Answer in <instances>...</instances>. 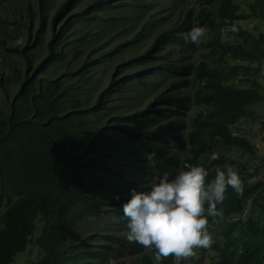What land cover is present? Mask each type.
<instances>
[{
  "label": "trees",
  "instance_id": "1",
  "mask_svg": "<svg viewBox=\"0 0 264 264\" xmlns=\"http://www.w3.org/2000/svg\"><path fill=\"white\" fill-rule=\"evenodd\" d=\"M69 2L70 0L62 1L54 10L50 38L46 44L47 52L36 63L35 70L40 69L48 59L62 55L61 52H52L50 46L56 35L52 24ZM201 2L192 19L199 26L216 31L205 41L208 45L206 53L210 55L212 62L202 58L195 63L162 60L154 64L152 68L159 71L181 74L192 72L197 86L190 95L164 90L158 92L146 104V114L143 115L145 121L153 122L155 118L149 114V110L156 100L168 103L193 100L199 104V108L193 112L184 138L171 131V120L137 131L116 125L117 129L133 138L148 154L155 153L158 180L165 173L168 174L170 164H179L181 171H186L191 166H203L209 172V182L215 177L217 167L224 169L226 165L232 166L240 175L242 165L236 166L232 158L221 153L218 160H212L213 151L232 146L246 152L253 150V145L244 135L230 131V124L241 116L251 115L249 105L262 100V92L254 78H250L249 86H238L227 80L238 71L264 72V35L258 34L256 38L242 42L222 38L217 27L241 18L244 14L239 12L238 5L233 0ZM192 11V8H188L180 22L157 33L147 50L166 39L185 43V33L181 29L186 27ZM27 13H32L29 6ZM260 15L264 17V14ZM142 30L140 28L133 37H137ZM13 40L14 44L9 48L23 53L25 69L21 71L12 67L7 81L17 82L18 86L12 94L7 111L0 117V197L5 198V205L0 211V264H12L13 255L25 248L35 228L38 214L42 225L33 239L38 247V254L29 264H88L90 256L98 255V249L86 245L84 240L68 244L64 242L77 222L90 213L103 209V201L98 195L99 188L108 185L102 177L86 178L82 175L83 155L90 150H102L110 156L130 158L138 149L119 132L109 129L108 122L92 134L89 115L84 113V108H78L79 99L72 96L63 101L62 95L66 89L59 78L35 77L34 71L28 75L32 52L28 56L24 51L27 37L26 43L20 47ZM226 54L255 61L256 65L251 67L240 62L228 63L224 58ZM182 81L187 82L188 79L183 78ZM98 101L99 98L96 102ZM150 138H174L187 144V152L181 158L163 153ZM243 185L242 196L229 187L224 203L218 205L223 209L224 215L222 219L215 218V222L225 218L228 220L221 231V240H215L211 246L214 255L207 264H264V202L259 201L256 194L261 191L264 196V174L252 181L244 180ZM129 195H121L118 200L113 196L110 202L127 200ZM248 198H251V206L260 209V222L249 215L244 219L234 216L242 212ZM77 203L80 208L70 213ZM209 221L210 226L215 223L211 217ZM209 231L211 232V227ZM116 239L124 241L126 235L116 236ZM205 250L200 249L199 256L194 260L195 264H200ZM152 252L151 249H143L133 264H153ZM111 253L112 248L104 251V259L109 258ZM173 261V257H168L162 264H173Z\"/></svg>",
  "mask_w": 264,
  "mask_h": 264
},
{
  "label": "rangeland",
  "instance_id": "2",
  "mask_svg": "<svg viewBox=\"0 0 264 264\" xmlns=\"http://www.w3.org/2000/svg\"><path fill=\"white\" fill-rule=\"evenodd\" d=\"M62 1L64 0H0V117L7 111L12 94L18 86L17 82L7 81L12 67L21 71L25 69L23 53L9 47L13 46V39L19 41L17 46H22L27 37L24 51L28 56L32 52L28 75L34 71L35 77L59 78L66 89L62 95L63 101L72 96L79 99L78 108H84V113L89 115L92 134L108 122L109 129L119 132L138 149L130 158L110 156L102 150H90L83 155L82 175L86 178L102 177L108 187L99 188L98 195L103 201V209L92 212L77 222L70 229L64 244L84 240L86 245L98 249V255L90 256L88 264H110L112 260L116 264H133L146 248L127 240L116 239V236L126 235L128 231L127 219L123 217L121 208L126 200L115 203L110 202V199L130 194L133 188L147 191L152 183L158 181L157 168L154 160L149 164L148 153L133 138L117 129L116 125L137 131L171 120V131L184 138L191 116L199 108V104L191 99L184 103L156 100L149 110V114L155 118L152 123L143 118L146 114L144 108L163 90L190 95L197 82L193 79L192 72L171 73L153 69L152 66L162 60L195 63L203 58L211 63L212 59L206 53L208 45L205 41L216 31L208 29L199 45L191 46L179 40L166 39L147 50L153 37L180 22L188 8L193 11L181 32L187 33L193 26H199L192 17L202 3L201 0H70L52 24L56 35L50 46L52 52H61L62 55L48 59L40 69L35 70L34 66L47 52L51 16ZM233 1L244 16L219 25L218 34L232 42L254 39L258 34L264 35V17L260 15L264 14V0ZM27 6L30 7L31 15L27 13ZM233 27L236 31L232 30ZM140 28L143 29L142 32L133 37ZM224 58L228 63L240 62L251 67L256 65L255 61L227 54ZM262 63L264 67V56ZM183 78L188 81H182ZM250 78L258 82L263 98L250 104L251 115L239 117L230 124V131L244 135L253 145L252 152L235 146L213 151L232 158L236 166H243L240 174L242 181H252L264 174V72L238 71L227 80L238 86H249ZM112 80L116 82L112 83ZM150 140L169 155L181 158L187 152V144L174 138ZM180 171L179 164H170L169 178ZM250 171L252 173H248ZM261 193L258 191L256 194L259 196L258 200L264 202ZM4 200L1 196L0 211L5 205ZM250 202L251 198H248L242 212L234 216L244 219L249 215L260 222L261 211L257 206H251ZM79 208L80 204L77 203L70 213ZM227 220L225 218L210 226L214 240H221V231ZM41 225L42 220L38 214L30 241L22 251L13 255L12 264H29L35 259L38 247L33 239L39 233ZM109 248H112L111 256L104 259V251ZM195 252V257L182 260V264H195L194 260L199 256L200 249ZM213 255L211 248L206 249L200 264H207Z\"/></svg>",
  "mask_w": 264,
  "mask_h": 264
},
{
  "label": "clouds",
  "instance_id": "3",
  "mask_svg": "<svg viewBox=\"0 0 264 264\" xmlns=\"http://www.w3.org/2000/svg\"><path fill=\"white\" fill-rule=\"evenodd\" d=\"M232 30L236 31L235 27ZM206 33L205 27L193 26L183 38L185 43L199 45ZM154 157L155 153L147 154L149 164ZM211 159L218 160L219 155L213 153ZM208 176L203 166L196 165L171 179L165 173L147 191L131 189L121 205L127 219L126 240L153 250V264H162L168 257L174 258V264H181L182 260L195 257L196 249L211 248L215 240L209 231V217L213 222L217 217L222 219L224 212L218 205L224 203L228 188L242 196L244 185L232 166L217 167L210 182Z\"/></svg>",
  "mask_w": 264,
  "mask_h": 264
}]
</instances>
